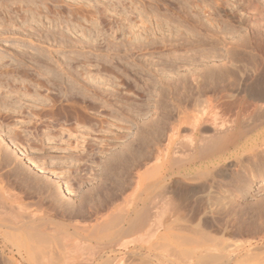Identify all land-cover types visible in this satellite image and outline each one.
<instances>
[{
  "label": "rangeland",
  "instance_id": "374dc122",
  "mask_svg": "<svg viewBox=\"0 0 264 264\" xmlns=\"http://www.w3.org/2000/svg\"><path fill=\"white\" fill-rule=\"evenodd\" d=\"M32 1L0 0V112L8 111L10 117L9 120H4L0 115V137L4 140L0 141V145L4 148L2 152L7 148L17 162L10 176V183L15 187L13 190L16 189V193L21 189L33 192L28 193L25 199L30 206L28 209L52 215V219L57 222H65L63 219H66V210L68 212L71 207L79 205V199L81 197L82 200L84 194H87V197L92 191L94 194L96 188L103 187L101 191H104L114 187L116 176L111 174L105 159L118 148L127 145V142L130 147L141 145L143 140L141 142L138 138L146 130L145 121H160L161 113L167 114L164 119L174 118L177 104L174 97L172 103L169 92L175 90L176 80H191L192 73L202 68L205 71L212 67V63L226 66L231 63L244 65L246 70L238 75L244 73L248 79H252L255 65L264 59V0H216L228 13L237 15L234 19L215 8L213 0H41V4L39 0H35V3ZM22 4L25 6L22 7ZM44 4H49L47 9ZM75 5H78L76 8L80 11L70 18V9ZM11 7L15 10L10 9V12ZM16 7L19 9L16 10ZM38 7H42L39 11L44 9L40 15L33 13ZM9 13L11 14L8 15ZM14 21L17 22L16 26ZM21 21L23 24H20ZM34 21L36 26H32ZM196 22L203 25V30H198L199 34L195 33ZM1 24L4 25L3 28ZM4 28L7 30H3ZM59 28L63 31L68 29V33H63L62 30L60 32L67 37L64 35L62 38V34L57 33ZM189 30L200 38L205 37L207 33L214 38L207 43H199L193 41L194 35L189 33L193 47H188L185 43L184 49L174 52L168 50L169 46L163 48L165 44H177L175 40L179 31L187 35ZM53 31H56L57 35ZM143 37L147 39L144 40ZM148 37L150 42L151 39L152 42L155 41L153 45L147 43ZM143 41L147 45L151 44L148 48L152 49L144 48ZM138 46L146 50L139 53ZM170 60H175L181 65L192 61L193 65H185L186 69L181 67L178 74L171 73L174 65H169ZM61 69L63 72L68 70V73H59ZM7 71L11 72L10 78ZM47 71L53 72L54 75L56 73L55 76H59L61 82L53 81L51 75L46 74ZM76 71L80 72L75 73ZM66 74L74 75L75 79L79 76V82L84 79L83 76L86 77L85 80L88 77L97 79L95 81L100 85L97 86L93 81L91 86L90 81L91 87L86 86L87 88L70 93L66 90L70 80ZM7 81L12 85L9 88H6ZM85 83L83 85H89ZM38 84L45 86L39 88ZM47 86L51 89H46ZM76 87L78 88V85ZM90 88H95L96 92ZM7 89L14 91L8 94ZM2 94L7 95L4 98ZM156 103L161 105L156 106L157 110L154 107ZM40 106L44 108L41 109ZM135 139L141 143H135ZM144 144L151 145L145 141L141 146L145 147ZM108 148H112V152ZM29 171L40 175L39 183H46L47 187L42 186L40 189L34 186L35 191H32L28 185L21 183L17 175L20 172L28 183V178H31L28 177ZM243 173L238 168L231 169L230 176L225 180L229 189L236 190V179L244 177ZM263 180L264 173H258L254 181L240 184L236 203L221 222L225 228V238L229 237L228 239L234 241L250 239L253 246H264V187L259 183ZM98 182L102 187L97 185ZM119 182L120 180H117L116 184ZM46 232L48 235L52 234L48 229ZM227 232L234 236H228ZM240 235L242 237H239ZM145 243L143 255H158L159 251L153 249V239L150 243ZM261 252L260 261L254 264H264V249ZM234 253L240 259L244 251L235 250ZM15 256L13 264H20L19 257ZM4 260L7 261V257H4Z\"/></svg>",
  "mask_w": 264,
  "mask_h": 264
},
{
  "label": "bare ground",
  "instance_id": "6f19581e",
  "mask_svg": "<svg viewBox=\"0 0 264 264\" xmlns=\"http://www.w3.org/2000/svg\"><path fill=\"white\" fill-rule=\"evenodd\" d=\"M7 1L9 2V0ZM16 1L28 2L29 0H14V2ZM33 1L35 3V0ZM48 1L50 2V0ZM213 3L215 8L222 11L225 16L231 19L237 16L235 13H228L216 0H213ZM25 4H22V7ZM44 5L45 9H47L46 6H49V4ZM77 6L71 7L70 18L71 15H77V11H80L77 10ZM40 9L42 7L36 9L38 12L34 9L33 13L42 14L41 11L44 9L39 11ZM48 10L50 11L49 8ZM78 13L80 15V12ZM10 19H8L9 22ZM35 21L32 22V26H36ZM21 23L23 24L22 21ZM196 23L195 33L199 34L198 30H203V25ZM16 24L17 22L14 21L15 26ZM14 25L12 27H15ZM1 27L3 28L4 25L1 24ZM7 28L9 27L7 26ZM61 30L64 33L63 29ZM61 30L57 33L60 34ZM0 31L2 30L0 29ZM180 31L179 36L176 34L177 44H165L163 48L169 46L168 50L174 52L184 49L185 43L188 47H193L194 44L190 42L192 40L189 39V33L194 35L193 41L199 43H207L208 40L214 38L213 35L208 36L209 33L200 38L192 30L187 31V35H183ZM55 32L53 31V33ZM57 33L55 34L57 35ZM64 35L62 34V38ZM65 36L67 37V35ZM149 37L147 43L153 45L155 41L152 42L153 39H151L150 42ZM146 39L144 38V40ZM52 40L54 42V39ZM53 42L52 44H54ZM63 42L61 41V43ZM143 42L144 48L151 46V44L147 45L146 42L144 44ZM52 44L51 46L55 45ZM138 48L141 49H139V53L144 50L143 47L138 46ZM148 49H152V47ZM263 60L261 59L255 65L252 79H248L244 73L238 75L239 72L246 70L244 65L231 63L226 66V64L212 63V67L205 71L202 68L192 73L191 80H176L175 90L169 92L171 100L174 97L177 104L174 118L164 119L167 114L163 115L164 113L159 112L161 113L160 116L158 114L161 118L160 121L151 119L147 120L148 122L145 121L146 130L143 134L141 132L138 134L139 136L141 134L140 137L135 136H138L139 138H137L141 139V142L143 140L141 145L147 141L148 144H151L150 146L144 144L145 147H143L140 144L132 143L136 147L131 146V148L127 142V145L121 144L122 148L113 151L110 159H105L107 160L106 166L108 165L111 174L116 176H114L115 180H120L119 186L114 181V187L101 191L103 187L100 182L107 178L98 182L97 185L102 188H98V190L93 187L96 188L94 194L92 191L87 197H85L87 194H84L82 200L80 197L79 205H75V208L71 207L68 212L66 210V219H63L65 222L54 221L52 215L45 214L43 211L29 210L30 206L25 201L28 197V190L21 189L16 193V189L13 190L15 187L10 183V176L11 173L13 174L17 162L7 148L5 152H2L4 148H1L0 145V259H3L0 260V264H13L15 255L19 257L20 264H254L260 261L264 246H260L262 248L253 246L250 239L234 241L228 239L229 237L225 238V232L223 233L225 228L221 222L236 203L238 190L241 188L240 184L250 183L257 178L258 173H264ZM169 62V65H174V67L172 66L174 70L171 73L176 74L181 71V67L186 69L185 65H193L192 61L182 65L175 60ZM8 71L7 74L10 78L11 72L8 73ZM50 71H47L46 74H50L53 81L61 82L59 76H55L57 74L54 75ZM59 71V73L65 74L68 70L63 72L64 70L61 69ZM70 71L69 73L72 74ZM66 75L70 80L68 88H64L70 93L72 91L75 93L77 89L91 87L93 86L92 82L97 81L95 78L93 80L88 77L86 82V77L83 76L82 81L84 80L85 84L89 83V85H83L82 81L79 82V76L76 80L77 75L75 77ZM7 83L6 88H9L11 83L8 81ZM94 84L100 85L97 82ZM38 86L39 88L44 87L43 84H38ZM47 88L51 89L48 86ZM90 89L94 91L95 88ZM7 91L9 94L14 89L11 91L7 89ZM69 92L68 94H70ZM2 95L5 98L7 94ZM6 105L8 104L6 103ZM157 105L156 103L154 106L156 110L159 106ZM42 107L44 108V106H40L41 109ZM3 112H0V115L5 120L9 114L8 111L7 115ZM143 125L145 126V123ZM136 139L133 140L135 143L139 141ZM141 142L139 141V143ZM143 148L146 149L143 150ZM108 149L110 151L112 148ZM4 168L8 170L5 171ZM233 168L244 172V177L240 176L236 179L238 183L236 190L229 189L225 184V180L228 179ZM103 174L106 176L105 172ZM21 175L19 172L17 178L21 183L28 185L30 190L34 189V186L40 187V189L42 186L47 187L46 183L43 185L39 183L40 175L37 173L28 172V177H31L28 178V183ZM107 177L110 181L109 174ZM259 183H262L260 186L264 187V180ZM47 229L52 233H50L51 235L47 234ZM228 236L233 237L234 234L232 236L228 233ZM146 239H149V243L150 240H154L155 247L153 249L159 251L158 255L153 257L145 256L146 253L143 255L145 241L148 242ZM154 243L150 245L153 246ZM235 250L244 251L242 258L236 257ZM129 253L131 254L130 258ZM4 257H7V261L4 260Z\"/></svg>",
  "mask_w": 264,
  "mask_h": 264
}]
</instances>
